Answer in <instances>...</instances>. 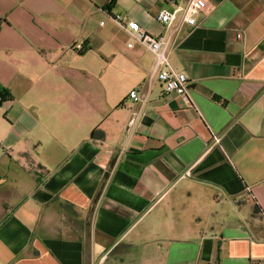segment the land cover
<instances>
[{"label":"crops","instance_id":"0c3cea01","mask_svg":"<svg viewBox=\"0 0 264 264\" xmlns=\"http://www.w3.org/2000/svg\"><path fill=\"white\" fill-rule=\"evenodd\" d=\"M205 2L0 0V264H264V0Z\"/></svg>","mask_w":264,"mask_h":264},{"label":"built area","instance_id":"2783aa9c","mask_svg":"<svg viewBox=\"0 0 264 264\" xmlns=\"http://www.w3.org/2000/svg\"><path fill=\"white\" fill-rule=\"evenodd\" d=\"M171 3L174 8L172 10H160L156 19L167 27L172 26L181 16V21L188 26L196 25L197 16L206 7L205 0H189L186 5L180 6L176 4V0H166ZM110 2V0H109ZM112 19L130 36L128 47H132L135 42L143 45L155 57L154 71L158 83L162 88L163 94L167 96H175L182 102L189 103L191 82L188 77L171 69L169 64V42L170 38L166 34L151 35L141 29L134 20H124L120 14H115ZM103 24V22H101ZM236 37L241 38V34L237 33ZM81 49V46H77ZM82 50V49H81ZM129 97L138 102L141 99L136 90L129 92Z\"/></svg>","mask_w":264,"mask_h":264},{"label":"trees","instance_id":"16d2710c","mask_svg":"<svg viewBox=\"0 0 264 264\" xmlns=\"http://www.w3.org/2000/svg\"><path fill=\"white\" fill-rule=\"evenodd\" d=\"M115 0H110L107 9H110L112 5H114ZM91 138H99L102 136V132L99 130H93L90 134Z\"/></svg>","mask_w":264,"mask_h":264}]
</instances>
